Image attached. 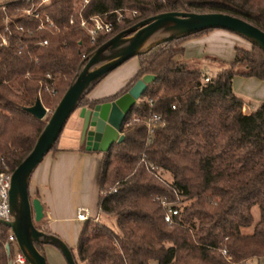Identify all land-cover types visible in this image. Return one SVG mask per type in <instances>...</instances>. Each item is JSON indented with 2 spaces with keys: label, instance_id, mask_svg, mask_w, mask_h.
<instances>
[{
  "label": "trees",
  "instance_id": "16d2710c",
  "mask_svg": "<svg viewBox=\"0 0 264 264\" xmlns=\"http://www.w3.org/2000/svg\"><path fill=\"white\" fill-rule=\"evenodd\" d=\"M80 2L48 0L37 6V17L13 10L29 4L25 0L6 1L7 10L0 8L5 35L2 18L9 15L7 41L0 44V158L9 170L31 149L48 117L36 118L24 106L37 96L43 105H55L80 63L119 30L157 12L185 10L225 12L264 31V0H88L83 16L117 7L136 10L119 20L110 14L111 29L90 41L77 24ZM208 29L137 53L134 76L113 95L79 97L74 110L116 97L145 73L154 75L123 119L122 140L101 152L97 209L113 213V225L91 217L81 222L75 264H150L152 259L156 264H243L248 259L264 264V101L244 113L243 99L231 85L233 75L264 78V50L255 43L248 49L235 46L227 65L203 80L201 66L183 57L180 43ZM42 39L45 44L38 43ZM153 112L165 123L149 136L132 118ZM54 144L49 149L55 150ZM179 196L190 200L179 207L174 203ZM157 197L178 209L170 221L164 220ZM250 225V232L241 231ZM9 232L0 221V264L13 257Z\"/></svg>",
  "mask_w": 264,
  "mask_h": 264
},
{
  "label": "water",
  "instance_id": "95a60500",
  "mask_svg": "<svg viewBox=\"0 0 264 264\" xmlns=\"http://www.w3.org/2000/svg\"><path fill=\"white\" fill-rule=\"evenodd\" d=\"M159 28L170 32L141 49L143 41ZM207 28L233 31L264 50V31L240 17L218 11L165 10L144 17L119 30L80 63L75 75L47 117L31 149L10 174L8 203L12 218L8 220L0 218V221L9 227L17 248L28 264H47L41 249L36 247V243L41 245L45 242L57 245L67 264H75L70 248L62 240L34 225V221L42 217L43 208L37 196L30 197L28 182L32 169L56 140L66 118L76 107L79 97L98 78L152 44ZM123 38H126L124 45L114 54L109 55L105 61L97 63L100 54L106 48L118 47ZM153 78V74L145 73L136 78L124 92L112 99L98 101L90 106H79L77 115L81 120L78 140L83 143L85 149L102 152L106 151L113 142L122 140L123 134L120 127L123 119L130 107L141 96L146 84ZM24 109L36 118H43L46 113V108L38 96L30 105L24 106ZM5 248L8 251V243L5 244Z\"/></svg>",
  "mask_w": 264,
  "mask_h": 264
},
{
  "label": "crops",
  "instance_id": "0c3cea01",
  "mask_svg": "<svg viewBox=\"0 0 264 264\" xmlns=\"http://www.w3.org/2000/svg\"><path fill=\"white\" fill-rule=\"evenodd\" d=\"M251 41L233 31L211 28L181 41L183 57L199 60L202 70L215 69V59L227 64L233 57L234 47L250 48ZM130 59V60H129ZM94 81L84 92L88 99L108 97L120 90L135 74L138 68L136 56H132ZM233 92L243 99L242 112L247 113L264 101V78L233 75ZM75 126L72 127L74 143L56 146L47 152L34 166L28 187L42 204L47 234L56 233L65 240L68 247L74 243L67 230L66 222H72L76 237L83 220L75 217L79 207H83L88 217L95 216L97 209V173L102 153L87 150L78 140L80 118L78 108L74 110ZM95 208L94 213H90ZM90 212H89V211ZM76 241V240H75ZM50 243V242H49ZM53 244V243H50ZM54 245V244H53ZM70 248V247H69Z\"/></svg>",
  "mask_w": 264,
  "mask_h": 264
},
{
  "label": "built area",
  "instance_id": "2783aa9c",
  "mask_svg": "<svg viewBox=\"0 0 264 264\" xmlns=\"http://www.w3.org/2000/svg\"><path fill=\"white\" fill-rule=\"evenodd\" d=\"M6 1H11V0H0L1 8L4 7V3ZM47 1L48 0H41L39 4H42ZM80 1H81L80 2L81 7L77 10V24L79 27H81L85 31L90 41L94 40L95 36L98 33L107 32L111 29L112 21L110 20V14L114 16L115 20H119L122 16H131L133 14H136L135 9L126 8V7H117L109 11L93 13L88 16H83L80 10L83 7V5L87 3L88 0H80ZM36 9H37V6L31 7V9L26 10V13L28 15H33L37 17L38 12L36 11ZM44 20L47 21L48 24L52 23L51 20L47 16H45ZM69 22H72V19H69ZM42 26L43 25L41 23L38 25L39 28H42ZM4 28L6 29L5 31L7 32V34H9L7 23L4 26ZM16 29L21 30L22 27L20 25H17ZM7 34L5 35L4 32H0V44L6 43ZM38 43L45 44L46 39H42ZM202 72H203V80H207L209 71L204 70ZM44 90L49 91L47 86L44 87ZM171 106L173 107V105ZM132 119L141 121L145 126L147 135L149 136L152 134L153 130L156 127L162 126L165 123L164 119H162L160 115L155 112L148 114V115H144V116H133ZM1 159L2 158H0V162H1V166H0V218L8 220L12 218V214L10 212L9 203H8V188H9V183H10V174L12 170H9L7 166L2 162ZM112 190H115V188H112ZM157 199L159 200L160 204L164 206L165 208V212L163 214L164 220L170 221L171 216L176 214L178 212V209L176 207H173L170 202L166 201L162 197H157ZM75 217L78 220H84L86 218H89L86 211L81 208H79L76 211ZM91 218L94 221L97 220L96 215L92 216ZM7 238L9 241L13 242V244L15 245V256L13 259L9 261L8 264H12L13 262L22 263L24 261V256L21 253V251L17 248L15 240H14V236L11 233V231L8 233Z\"/></svg>",
  "mask_w": 264,
  "mask_h": 264
},
{
  "label": "rangeland",
  "instance_id": "374dc122",
  "mask_svg": "<svg viewBox=\"0 0 264 264\" xmlns=\"http://www.w3.org/2000/svg\"><path fill=\"white\" fill-rule=\"evenodd\" d=\"M25 1H28L29 4L27 5H21V6H17L16 8H14L13 10L14 11H17L19 14L23 15V14H27L26 13V10H29L31 9V7H36V6H39V2L41 0H25ZM0 8H1V5H0ZM2 10L6 11V7H5V3H4V7L1 8ZM28 15V14H27ZM6 20H9V15H4L3 18H2V22L4 25H6L7 21ZM3 30L5 31L6 29L3 28ZM170 31L168 30H164V29H161L160 32L156 33L151 39L150 41L152 40H155V39H158L159 37H162L166 34H168ZM126 43V38H123L121 40V43L118 47L116 48H111V47H108L106 48L101 54H100V58L98 60L97 63H100L102 61H105L109 55H112L114 54L118 48H120L122 45H124ZM143 47H141L142 49ZM135 56V55H134ZM129 58H132L129 57ZM128 58V59H129ZM127 60V59H126ZM130 60V59H129ZM215 61L217 62H213L214 65H217L218 67L215 68V69H210V73L213 72L214 70L218 69V68H221V67H224L226 66L227 64H221L220 60H216ZM194 63L193 64H198L200 65V61L199 60H194L193 61ZM202 70V68H201ZM203 71V70H202ZM91 85V84H90ZM51 97H53L54 95H50ZM56 104V103H55ZM45 108H46V113L45 115L43 116V119H45L47 116H49L51 110L53 109L54 105H44ZM242 110V108H241ZM74 112L75 111H71L70 114L68 115V117L66 118L56 140H55V144L54 146H69L71 144L74 143V139H72V137H70V134H71V130H72V127H74L76 124H75V119H74ZM72 136V134H71ZM52 151V149H49L47 152H50ZM46 152V153H47ZM45 153V154H46ZM44 154V155H45ZM162 177L167 180V181H170L171 180V177L169 175V173L167 172H163L161 173ZM28 191H29V194H30V197L31 196H34V192L31 188L28 187ZM178 200V201H177ZM190 199H186L184 197H177L176 201L174 202L176 205H178L179 207H181L183 204L185 203H188ZM81 209H83V207H79ZM89 211V210H88ZM91 211V212H90ZM89 212L90 213H94L95 212V208H92ZM251 213H252V218H253V221H255L257 218H258V211H257V208L255 206H253L251 208ZM96 217H97V220L100 222V223H103V224H106V225H109V226H112L113 225V220H114V217H113V213H101L99 211L96 212ZM96 220V221H97ZM34 225L41 229V230H46V227H45V219H44V214L42 215L41 218H39L38 220L34 221ZM66 225H67V230L69 232V234L73 237V241L74 243L71 244L69 247H70V250L73 254V258L75 260V249H74V245H75V240H76V231H75V228L73 226V223L72 222H69L67 221L66 222ZM251 225L250 226H247V227H242L241 228V231L243 232H250L251 231ZM56 236L62 240L63 242L65 240H63V238L61 236H59L57 233H56ZM67 241L64 242L65 244L68 243V239H66ZM67 245V244H66ZM12 246L14 247V251H13V257L11 259L14 258L15 256V245L12 244ZM68 246V245H67ZM36 247L40 250L41 249V252L45 258V261L47 264H67V262L64 260L60 250L58 249L57 245H53V244H50L49 242H45V243H42L41 245L39 243H36ZM264 260V257L260 259V262H263ZM256 263V260L255 259H248L246 260L243 264H255ZM17 264H23V263H18ZM150 264H156L155 260H150Z\"/></svg>",
  "mask_w": 264,
  "mask_h": 264
},
{
  "label": "bare ground",
  "instance_id": "6f19581e",
  "mask_svg": "<svg viewBox=\"0 0 264 264\" xmlns=\"http://www.w3.org/2000/svg\"><path fill=\"white\" fill-rule=\"evenodd\" d=\"M161 29H163V28H159V29L155 30L152 34H150V35H149V36L143 41V43L141 44V47H144V46H146L147 44H149V43H151L152 41H154V40L150 41V39H151L156 33L160 32ZM155 40H156V39H155Z\"/></svg>",
  "mask_w": 264,
  "mask_h": 264
}]
</instances>
